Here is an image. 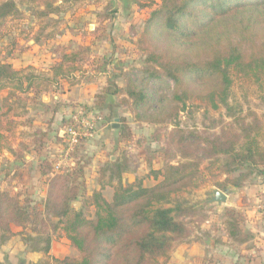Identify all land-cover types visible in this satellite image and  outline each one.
<instances>
[{
	"label": "rangeland",
	"instance_id": "1",
	"mask_svg": "<svg viewBox=\"0 0 264 264\" xmlns=\"http://www.w3.org/2000/svg\"><path fill=\"white\" fill-rule=\"evenodd\" d=\"M14 1L15 12L0 23V58L11 52L9 61L21 69L23 86L31 80L34 89L44 91L35 96L16 89L5 102L12 89H0V110L7 112L5 118L14 123L10 131L4 132L2 141L0 190L16 195L30 211L39 212L36 223L41 234L15 225H10L9 232L0 229V264H43L47 258L77 256L60 226H56L57 219L43 213L48 181L40 173L42 159L48 158L60 166L53 175L83 167L77 180L80 196L71 202V208L93 217L92 193L99 191L105 199L112 200L118 184L115 174L108 170L111 162L126 166L122 183L151 185L157 181L155 172L165 164L185 160L172 145L179 135L204 147L202 138L219 133L231 120L230 114L245 116L246 121L254 114L264 120L261 73L243 74L229 68L226 104L218 107L199 98L176 102L172 98V80L146 77L147 53L138 38L158 0L57 1L59 10L44 17L36 15V10L42 8L39 3ZM150 2L152 7L147 5ZM141 4L145 6L139 8ZM73 52L77 53L76 62L66 68L69 79H53L51 66L64 54ZM129 79L139 84L143 92L160 99L165 113L163 122L148 121L149 115L155 113L150 108L151 101L136 104L127 90ZM91 88L95 91L91 92ZM67 90L73 92V98L66 97ZM53 95L62 97L54 100ZM59 104L65 106L59 114L62 119L58 126L44 131L48 135L45 140L35 142L29 150L17 145L16 140L22 143L43 132L36 127L25 128L27 118L39 114L37 120L43 124L52 107ZM73 114L94 120L95 129L92 137L82 139L67 154V135L61 132ZM123 126L131 139L121 133ZM258 139L264 144V129ZM217 166L209 165L205 159L196 178L197 186L182 193L192 211L183 217L188 236L176 244L172 264L183 263L177 256L184 250L190 252L196 264H264V167L244 164L227 175L220 173ZM213 188L228 189L221 207L205 202ZM232 216L249 236L247 242L239 244L228 237ZM45 238L49 239L48 253L34 251L32 245L38 242L43 247Z\"/></svg>",
	"mask_w": 264,
	"mask_h": 264
},
{
	"label": "trees",
	"instance_id": "2",
	"mask_svg": "<svg viewBox=\"0 0 264 264\" xmlns=\"http://www.w3.org/2000/svg\"><path fill=\"white\" fill-rule=\"evenodd\" d=\"M30 1L41 5L36 15L44 17L59 10L57 1L79 0ZM152 3L147 5L152 7ZM155 4L145 19L138 42L147 53L146 77L172 80L174 101L185 103L187 99L199 98L218 107L226 104L231 81L229 68L243 74L264 75V0H158ZM15 10L14 0H0V23ZM76 55L64 54L51 66L50 70L55 72L53 79H69L66 68L76 62ZM10 56L11 52H7L0 58V89H12L5 102L16 89L36 96L43 89H34L31 80L23 86L22 71L9 61ZM127 90L136 104L151 101L150 108L155 113L149 115L148 121H164L159 98L143 92L131 79ZM6 113L0 110V151L4 132L10 131L14 124L11 118H5ZM230 116L231 120L219 133L202 138L204 147L179 135L172 145L185 160L165 164L155 172L154 184L122 183L126 166L111 162L108 170L115 174L118 184L111 201L99 191L92 193L93 217L71 208V202L80 196L77 180L83 167L53 175V161L42 159L40 173L48 181L43 213L57 219L56 226H60L69 245L77 251L76 257L47 258L43 264H169L176 244L188 236L183 217L192 207L186 206L182 193L197 186L196 178L204 160L211 166L216 163L218 171L227 175L244 164L264 167V144L258 139L264 120L254 114L248 121L245 116ZM126 128H120L121 133L131 139ZM42 141L43 133L35 139L37 143ZM38 216L39 212L30 211L16 195L0 190V229L9 232L10 225H15L39 235ZM228 224L229 238L239 244L248 241L249 236L242 232L238 219L232 216ZM32 246L34 251L46 254L49 239L45 238L43 247L38 242Z\"/></svg>",
	"mask_w": 264,
	"mask_h": 264
},
{
	"label": "crops",
	"instance_id": "3",
	"mask_svg": "<svg viewBox=\"0 0 264 264\" xmlns=\"http://www.w3.org/2000/svg\"><path fill=\"white\" fill-rule=\"evenodd\" d=\"M90 91L94 92L95 90H94V88H91ZM48 93H50V92H47V94ZM64 93H65L67 98H69V97L73 98L74 97V95H72L73 92H70V91L68 92V90H67ZM59 96L62 97V95H59ZM59 96L53 95L52 97H53L54 100H59L60 99ZM41 97H42L41 99H44V96H41ZM46 104H48V102H46ZM64 107L65 106H62L60 104L57 105V106L56 105L53 106L52 109L50 110L49 116H46L44 118L43 124H40L41 119L37 120L39 118V117H37L39 114L38 115L34 114V116H32L33 118H30V119L27 118L26 119V122H25V125H24L25 128L27 127V128H29V130L30 129L31 130L34 129V127H36L37 129H40L41 131H43L42 132L43 133V140H45L44 136H48V135L45 134L44 131H48L49 127L55 128L56 126H58L59 119H62V117L59 114H60L61 111H63ZM26 109H29V107L27 106ZM30 112H32V111H30ZM28 113H29V111H26V113H25L26 115L25 116H27ZM35 113H37V112H35ZM50 129H52V128H50ZM35 139L36 138H30V139L24 140V142H22V143H20V142H18L16 140V142H17V145H20L23 148L25 147L27 150H29L31 147H33V145H35ZM25 156H26V154H25ZM106 200L107 201H111V198L110 199L106 198ZM177 257L179 259H181V262H183L181 264H196V262L191 257L190 252H185V250L182 253H180ZM173 259H175V258H174V253L172 251L171 252V262H170V264H172Z\"/></svg>",
	"mask_w": 264,
	"mask_h": 264
},
{
	"label": "built area",
	"instance_id": "4",
	"mask_svg": "<svg viewBox=\"0 0 264 264\" xmlns=\"http://www.w3.org/2000/svg\"><path fill=\"white\" fill-rule=\"evenodd\" d=\"M95 129L94 120H89L85 118H79L76 114H73L64 129L62 134L67 135L66 140V153H70L74 150L76 145L80 143L82 139H87L93 136V131ZM54 171H58L60 166L56 163H53Z\"/></svg>",
	"mask_w": 264,
	"mask_h": 264
},
{
	"label": "water",
	"instance_id": "5",
	"mask_svg": "<svg viewBox=\"0 0 264 264\" xmlns=\"http://www.w3.org/2000/svg\"><path fill=\"white\" fill-rule=\"evenodd\" d=\"M116 123H113L115 125ZM235 189V187H233ZM228 197V189L223 188H213L211 189V193L208 197V199L205 201L206 204H216L218 207H221L225 201L227 200ZM73 202L72 204H74ZM19 264H23V262H20Z\"/></svg>",
	"mask_w": 264,
	"mask_h": 264
}]
</instances>
